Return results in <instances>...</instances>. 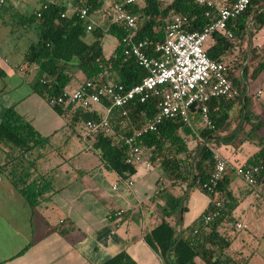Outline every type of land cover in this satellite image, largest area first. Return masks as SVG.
<instances>
[{
	"label": "trees",
	"instance_id": "obj_1",
	"mask_svg": "<svg viewBox=\"0 0 264 264\" xmlns=\"http://www.w3.org/2000/svg\"><path fill=\"white\" fill-rule=\"evenodd\" d=\"M235 1L226 0L219 4L214 0L215 8L211 9L210 17H205L207 8L198 5L195 0H172L165 6L160 0H144L142 7L135 3L127 8L137 16L140 23L135 40H145L152 45L163 42L166 22L172 16H187L189 22L186 30L201 32L204 27L215 21L216 8L230 7ZM96 6L97 2L94 0L78 2L73 13L66 15L61 5L51 4L47 10L41 12L40 17H36L35 13L24 17L39 28L37 41L29 45L24 55V64L26 68L37 67V78L32 83V90L48 102H56L57 98L66 92L73 77L68 72L72 69L81 73L85 81L106 85L120 84L125 89L139 84L146 77V70L136 59L123 53L122 39L128 35V31L121 23H110L105 32L117 42L110 56L103 53V32L100 29L93 32L95 39L92 42L84 41L85 21L77 15L78 11L85 7L90 13ZM62 14H65V17H61ZM251 18L253 20L247 30V23ZM228 28L232 37L229 39L219 32L214 33L211 36L214 44L206 48L205 52L210 59L225 63L227 60L222 59V56L230 55L235 50L240 51L236 60L225 64L227 76L237 89L238 95L234 98H213L207 103L211 126L203 123L198 111L192 110L190 125L179 118L164 120L156 131L143 134L137 139V144L147 153L150 164L160 172L156 182L158 190L155 199L160 202L157 207L162 220L144 236V240L164 264H196V258L205 264H242L239 260L224 255L233 240L224 228L230 222L232 227L234 226L232 212L236 205V200L228 189L230 176L224 172L213 193H207L201 186L214 171L213 151L220 146L219 134L234 126L229 135V139L233 140L243 111L246 116L240 126V133L259 134L264 127V120L248 109L246 87L243 85L248 69L247 66L243 70V64L249 54L250 40L254 39L257 30L264 28V0H250L245 10L228 22ZM254 62L256 66L252 75L255 78L264 73V42L260 46L251 45L249 64ZM157 101V98H150L144 103L134 100L124 109H113L110 124L117 137L130 136L146 119L154 116L157 112ZM103 105H108V102ZM54 109L61 116L68 111L72 112L73 116L76 115L74 118L80 117V121L84 123L87 120L98 121L101 117V114L94 110L76 104L56 103ZM123 111L125 115H122ZM198 122L203 124L200 129L194 127ZM191 140L196 142V147L189 146ZM46 142L47 138L13 108L4 110L0 119V146L7 145L17 154L0 165V173L10 180L30 204H34L36 198L44 191V187L37 183L38 179H31L30 169L34 167V151ZM204 142L206 144L202 146ZM260 143L262 145L259 150L245 163L262 165L260 179L264 181V137ZM92 147L100 153L107 168L121 178L126 179L135 174L136 166L125 162L126 149L120 142L113 144V139L101 132L93 136ZM160 182H164L165 186L162 187ZM33 185L37 188L35 192L30 189ZM175 188L180 189L182 195L186 194L188 188H199L210 198L207 209L190 225L183 226L180 230L178 215L182 196L174 194ZM185 209L182 207L181 211ZM215 211L218 216L204 224L202 215ZM174 216L175 224L171 225L166 218ZM168 250L169 260L166 259ZM123 258L124 254L114 261H121Z\"/></svg>",
	"mask_w": 264,
	"mask_h": 264
},
{
	"label": "crops",
	"instance_id": "obj_2",
	"mask_svg": "<svg viewBox=\"0 0 264 264\" xmlns=\"http://www.w3.org/2000/svg\"><path fill=\"white\" fill-rule=\"evenodd\" d=\"M46 1L60 5V0ZM68 1L74 7L78 2L92 0ZM119 1H113L109 7ZM216 1L221 4L226 0ZM42 2L43 0H5L3 4L17 5L21 37L25 40V46L19 53L15 51L16 42L11 47L7 45L9 35L3 32L7 23L0 15V119L5 109L13 108L47 138V142L36 149L32 156L34 167L30 169L31 179H38L37 183L44 187L34 204H30L10 180L0 173V264H109L110 261V264H164L144 240V236L162 220L157 207L160 202L155 199L159 170L152 164L150 168L140 164L136 166L134 175L121 178L107 168L100 153L93 149V137L86 134L84 121H80V117L74 118L76 115L73 116L69 111L63 116L59 115L54 109V103L48 102L32 90V83L37 78V67L26 68L24 55L29 45L37 41L39 28L24 17L33 15ZM162 3L165 6L169 2ZM2 7L0 5V9ZM96 9L88 13L87 21L93 25V31L91 35L86 33L84 41L87 43L95 39L93 32L96 29L103 32L104 41L107 35L105 32L111 23V18L106 25L103 21L104 16L110 17L111 9L106 10L104 16L96 13ZM29 10L31 11L28 12ZM87 35L91 37L88 36L90 38L87 39ZM247 40L248 38L245 39ZM116 44L114 47L108 46L114 51ZM213 44V40L209 38L204 48ZM252 44L253 39L250 40L249 54L243 64V70L248 66L243 85L246 87L248 109L259 115L257 105L251 106L249 102L252 82L263 80L264 73L253 77L255 62L251 63L253 65L249 69ZM260 44L262 43L254 45ZM238 56L239 52L235 50L230 55L222 56V59L234 61ZM68 73L74 75L79 72L72 69ZM84 81L80 80L74 88L66 91L75 90ZM254 95H263L262 89L255 90ZM90 109L97 114L103 112L101 105H92ZM243 122H240L233 140L229 139V135L234 126L219 134L218 149L222 147L227 155H222L218 149L213 151L226 161V174H236L235 167L244 164L262 145L261 132L250 135L240 133ZM16 154L7 145H1L0 165ZM128 181L132 184L128 185ZM160 183L162 187L165 186L164 182ZM30 189L37 191L35 185ZM196 189L202 192L199 188ZM228 189L238 204L240 199L237 196L242 194L240 186L230 178ZM173 191L176 196H182V199L185 197L182 207L186 209L178 215L180 230L183 226L190 225L207 209L210 198L203 192L204 196L193 192V189L188 190L186 195H182L178 188ZM248 193L250 198L243 190L241 197L245 205L238 209V217L233 219L234 226L224 228L230 236L235 229H251L258 220L264 219V198L256 188L249 187ZM197 200L200 202V210L194 219L186 222V214L196 207ZM166 220L171 225L175 224V216ZM237 224L245 227L238 228ZM260 225L264 227V222ZM261 232L264 233V228ZM245 251L243 245L238 250H226L224 255L237 259L242 264H249L254 254H245ZM123 254L121 261H114ZM260 263L264 264V258L261 257Z\"/></svg>",
	"mask_w": 264,
	"mask_h": 264
},
{
	"label": "built area",
	"instance_id": "obj_3",
	"mask_svg": "<svg viewBox=\"0 0 264 264\" xmlns=\"http://www.w3.org/2000/svg\"><path fill=\"white\" fill-rule=\"evenodd\" d=\"M137 0H121L112 5L110 11L111 23H121L127 29L128 35L122 39L123 53L132 56L146 72V77L129 89L120 84H97L85 81L71 92H64L52 103L76 104L83 108L92 105L103 106V112L98 121L87 120L84 123L86 134L94 136L103 133L113 139V144L120 142L125 146V162L130 165L144 164L150 168L151 164L145 151L137 144V139L143 134L156 131L158 126L168 119L179 118L190 125V113L198 111L203 123L211 126L208 118L207 103L218 97L234 98L238 95L237 89L227 76L225 63L212 60L205 52L204 44L211 36L219 32L226 38L232 33L228 22L240 15L248 6L250 0H236L230 7L216 8L215 21L203 28L201 32L186 30L189 18L175 15L169 18L165 25L163 42L149 44L145 40L136 41L135 36L140 23L137 16L130 13L128 6ZM198 5L207 8L205 17H210L211 9L215 8L214 0H195ZM5 0H0L3 5ZM50 3L43 0L40 8L35 12L36 17L49 8ZM85 21V32L91 33L93 25L87 21L88 10L82 7L77 14ZM61 17H65L62 14ZM260 93V92H259ZM150 98H157L156 114L144 121L139 129L130 136L117 137L112 129L110 119L113 109H124L131 101L140 103ZM108 102V105H103ZM125 115V112H122ZM215 168L207 182L201 189L213 193L217 182L226 169V161L214 153ZM262 165H247L246 163L235 167V173L246 184L256 188L258 194L264 198V181L260 179ZM128 185L132 182L128 181ZM219 203H217V206ZM218 216V212L202 215L204 224L209 223ZM238 228H244L241 224Z\"/></svg>",
	"mask_w": 264,
	"mask_h": 264
},
{
	"label": "rangeland",
	"instance_id": "obj_4",
	"mask_svg": "<svg viewBox=\"0 0 264 264\" xmlns=\"http://www.w3.org/2000/svg\"><path fill=\"white\" fill-rule=\"evenodd\" d=\"M113 1H115V0H98L97 6H96V8H97L96 13L104 16L103 13H105L106 10L111 9L112 6L111 7H109V6L112 4ZM160 1L167 3V2H170L172 0H160ZM10 2H12V1H10ZM59 3L61 6H63L67 15H71L73 13L74 7L70 4V2L68 0H60ZM136 4L139 7H142L144 5V0H137ZM18 5H20L19 1H18ZM2 6L3 7L0 9V15H1V18L4 21H6V23H7L6 28H3V32H5L6 34L8 33V35H9V37L7 36L9 38L7 45L11 47V44L13 42H16L17 48L15 51H16V53H19L21 48L23 46H25V40L23 37H21L22 30L20 28L19 18H18L17 12H16V6L17 5H16V3H14L12 6L6 5V4L2 5ZM30 11L31 10H29L28 12H30ZM109 18L110 17H107V16L103 17L104 25H106L110 21ZM3 32L1 31V34L5 36V34ZM91 33H88V34L91 35ZM90 35H87L86 38L89 39L91 37ZM88 36H90V37H88ZM103 42H104V44H103L104 55L105 56L112 55L113 50L110 49L109 46L112 45V47H114L113 45H115L117 43L116 39L110 35H106L105 40ZM263 42H264V28H261V29L257 30V32L255 33L253 43L258 44V43H263ZM238 52H240V51H238ZM258 60H260V59H258ZM226 63H229V61H225V64ZM252 65L253 64L249 65V69H251ZM249 72H250V70H249ZM83 79H84V77L82 76V74H80V73L74 74L73 77L71 78V80L69 81L67 89L74 88L80 82V80H83ZM258 88L262 89L263 95L257 97L254 95V92ZM249 104L251 106H253V104L257 105V107H258L257 109L259 111L260 118L264 120V79L260 80V81L258 80V81L252 82L251 96H250ZM202 125H203L202 123L198 122L197 124L194 125V127L197 129H200V128H202ZM260 136L264 137V127L262 128ZM195 145H196L195 141L191 140L189 142L190 147H192V148L196 147ZM218 151L222 155H225V154L227 155V153L225 152V150L222 147H220L218 149ZM145 154H146V152H145ZM239 165H241V164H238L237 166H239ZM153 167L156 168L155 166H153ZM232 173L229 172L228 175L230 176V178L235 183H237L240 186V188H241L240 193H242L241 196L243 197V190H244L245 194L250 198L251 195L248 193L250 186L248 184H246L239 176H237L236 174H232ZM193 192L200 193L202 196L205 195L202 192H199L196 188L193 189ZM241 196H237L240 200H239L238 204H236L234 207L235 210L232 213L233 219L238 217V209L243 208V206L245 205L243 203V199ZM200 207H201L200 202L197 200L196 207H194L190 211V213L186 214V218H185L186 222H190L192 219H194L197 216V214H198L197 212H199ZM262 222H264V219L262 221L258 220L256 225L251 229L250 228L249 229H238V230L235 229V231H233L231 234L233 237V240H232V244H231L229 250L230 251L238 250L239 248H241L244 245L245 249H246L245 254L250 253V252H252V254H254V257L250 261L249 264H261L260 259H261V257L264 258V233L261 232V229H263L264 227H262L260 225V223H262ZM231 226H232L231 222L226 224V227L228 229H230ZM242 259H243V257H242ZM195 260H196L197 264H205L199 258H196Z\"/></svg>",
	"mask_w": 264,
	"mask_h": 264
},
{
	"label": "water",
	"instance_id": "obj_5",
	"mask_svg": "<svg viewBox=\"0 0 264 264\" xmlns=\"http://www.w3.org/2000/svg\"><path fill=\"white\" fill-rule=\"evenodd\" d=\"M259 12V11H258ZM252 20H253V18H251L249 21H248V23H247V30L249 29V27H250V24L252 23ZM241 74V73H240ZM54 105H55V103H54ZM243 106H244V103L242 104ZM245 116H246V112L244 111V113H243V118H242V121L241 122H243V120H244V118H245ZM206 144V142H204L203 144H202V146H204ZM192 180H194V178H192ZM188 190H190V188H188ZM186 195V194H185ZM185 198V197H184ZM183 198V199H184ZM183 199L181 200V203H180V207H179V212H180V214H181V210H182V202H183ZM180 238V237H179ZM179 238H178V240H179ZM178 240H177V242H178ZM177 242L175 243V245L177 244ZM174 245V246H175ZM169 251L170 250H168V252L166 253V259L167 260H169L168 259V253H169Z\"/></svg>",
	"mask_w": 264,
	"mask_h": 264
}]
</instances>
